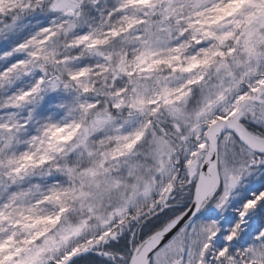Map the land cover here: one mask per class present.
Listing matches in <instances>:
<instances>
[{
  "label": "snow or ice",
  "instance_id": "snow-or-ice-1",
  "mask_svg": "<svg viewBox=\"0 0 264 264\" xmlns=\"http://www.w3.org/2000/svg\"><path fill=\"white\" fill-rule=\"evenodd\" d=\"M0 264H264V0H0Z\"/></svg>",
  "mask_w": 264,
  "mask_h": 264
}]
</instances>
